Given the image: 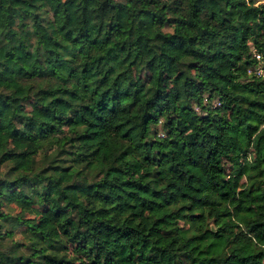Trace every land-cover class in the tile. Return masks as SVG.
I'll return each mask as SVG.
<instances>
[{"label": "trees", "instance_id": "trees-1", "mask_svg": "<svg viewBox=\"0 0 264 264\" xmlns=\"http://www.w3.org/2000/svg\"><path fill=\"white\" fill-rule=\"evenodd\" d=\"M251 48L264 0H0V264H264Z\"/></svg>", "mask_w": 264, "mask_h": 264}, {"label": "built area", "instance_id": "built-area-1", "mask_svg": "<svg viewBox=\"0 0 264 264\" xmlns=\"http://www.w3.org/2000/svg\"><path fill=\"white\" fill-rule=\"evenodd\" d=\"M251 55L254 63L247 68V74L264 79V57H260V54L256 53L253 48H251Z\"/></svg>", "mask_w": 264, "mask_h": 264}, {"label": "rangeland", "instance_id": "rangeland-1", "mask_svg": "<svg viewBox=\"0 0 264 264\" xmlns=\"http://www.w3.org/2000/svg\"><path fill=\"white\" fill-rule=\"evenodd\" d=\"M248 156H249V154H248ZM226 166L229 168L228 163H226ZM16 211H17V209L12 208L11 213L13 214V213H15ZM33 216H34L33 214H26V215H25V217H28V218H31V217H33ZM14 237H18V235H15Z\"/></svg>", "mask_w": 264, "mask_h": 264}]
</instances>
